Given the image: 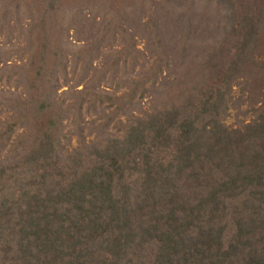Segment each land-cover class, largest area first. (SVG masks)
Returning <instances> with one entry per match:
<instances>
[{"label": "trees", "instance_id": "trees-1", "mask_svg": "<svg viewBox=\"0 0 264 264\" xmlns=\"http://www.w3.org/2000/svg\"><path fill=\"white\" fill-rule=\"evenodd\" d=\"M27 1L0 0V264H264V0Z\"/></svg>", "mask_w": 264, "mask_h": 264}, {"label": "rangeland", "instance_id": "rangeland-1", "mask_svg": "<svg viewBox=\"0 0 264 264\" xmlns=\"http://www.w3.org/2000/svg\"><path fill=\"white\" fill-rule=\"evenodd\" d=\"M24 3L28 2L27 0H22ZM115 1V4L116 6L120 5V3L123 2V0H114ZM156 1H161V0H156ZM135 2H138V0H124L123 4H125L126 6L123 7L124 9V13L126 15V17H132L133 16V9L136 8V4ZM76 3V2H75ZM158 6V5H157ZM79 7H82L81 4L79 5ZM83 8V7H82ZM99 7L97 4H93V5H88L86 6L85 8H83V11L81 13H75L72 17H76L75 20H78V18L80 17H83L84 14H86V17L89 16V15H92L93 13H95L96 16H99V14H101L103 11H99L97 10ZM142 14V13H141ZM142 17V16H140ZM69 19V18H68ZM141 20V19H140ZM142 22H144L145 20H141ZM131 30V29H130ZM24 34V32H21V35ZM72 34V31L71 33ZM20 35V36H21ZM14 36H16V34L14 33ZM138 45L137 47L140 48V49H144V40H145V33L139 35L138 37ZM17 43V41L15 42ZM21 43V42H20ZM23 43L20 44V46L16 45L15 44V47H21ZM67 45H69L67 43ZM145 53H147V50H144ZM16 53H19V49ZM16 53H14L12 55V59H11V62L9 63H18L19 60H18V57L16 55ZM12 65V64H11ZM148 67H145L144 70H147ZM6 88L8 86L5 85V81H4V78L3 80L0 82V88ZM81 86H79L80 88ZM233 92L231 94V100H230V103H229V108L226 112V115H225V120L224 122L227 124V125H237L239 124L241 121H244V122H248L250 120V117H251V114L253 113L252 112V108L257 107V104H258V101L260 99V95H258V92H260L259 90V87L253 89V91H255L254 94H249L247 91L245 92V89L243 91V93L241 92L240 88L241 86H234L233 87ZM243 97V98H242ZM162 98H155L154 100L155 101H159L161 100ZM164 100V99H162ZM146 100L144 99V102ZM254 101L257 102L256 104H254ZM107 103H105L106 105ZM259 104H260V101H259ZM150 106V103H146L145 105H143V108L147 109L149 108ZM105 113H108V110H105ZM102 113H91L89 112L88 115H85L84 116V120L87 122V125H86V128H90L91 126V123H99L100 120H99V116H101ZM68 128V124L66 125ZM88 129H86V131H88ZM67 130V128L65 127V130H64V133L65 131ZM65 141V139L63 140ZM72 142H74V139L72 140ZM65 146L67 147L68 144H65Z\"/></svg>", "mask_w": 264, "mask_h": 264}]
</instances>
